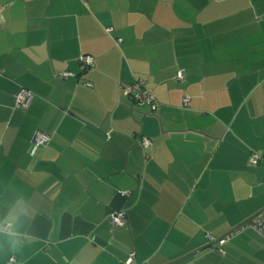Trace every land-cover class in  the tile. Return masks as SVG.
<instances>
[{"label": "crops", "instance_id": "obj_1", "mask_svg": "<svg viewBox=\"0 0 264 264\" xmlns=\"http://www.w3.org/2000/svg\"><path fill=\"white\" fill-rule=\"evenodd\" d=\"M262 211L264 0H0V264H264Z\"/></svg>", "mask_w": 264, "mask_h": 264}, {"label": "built area", "instance_id": "obj_2", "mask_svg": "<svg viewBox=\"0 0 264 264\" xmlns=\"http://www.w3.org/2000/svg\"><path fill=\"white\" fill-rule=\"evenodd\" d=\"M107 32L111 31V28L106 29ZM120 39L116 40V43H120ZM80 63L83 64L84 69H90L93 66V58L89 55H81L79 59ZM70 75V73L65 72L59 75L60 78H65L66 76ZM176 80L180 83L184 81V72L182 70H179L176 74ZM87 85H89L87 83ZM119 88L122 89L125 96L130 98L136 103L139 104H146L149 106L151 112H155L158 107L159 103L156 99V97L144 87V80L138 79L132 84H125V83H119ZM14 107L18 109H26L28 108L30 101L32 99V92L22 87L14 96ZM189 101L188 97H184V106H187ZM109 139L110 137L107 136ZM50 140V137L41 132L37 131L35 135L32 138L31 146H30V152L31 154L35 153V151L40 147H45ZM139 143L143 147H148L152 144L151 140L146 137H141L139 140ZM261 156L257 153H252L249 157V161L251 163H257ZM118 193L123 197H130L131 191L130 190H118ZM126 220V208H123L121 210H118L116 212H113L110 214V221L114 225H122L125 223ZM246 228H251L259 232L260 234L264 235V211H262L257 217L253 218L250 222H247L246 224L241 226V230H244ZM10 230V224H6L3 226V231H9ZM226 238L220 239L218 241L219 245H223L226 242ZM135 258V253L131 252L129 254L128 262H131ZM17 260L15 256H11L6 264H16Z\"/></svg>", "mask_w": 264, "mask_h": 264}, {"label": "water", "instance_id": "obj_3", "mask_svg": "<svg viewBox=\"0 0 264 264\" xmlns=\"http://www.w3.org/2000/svg\"><path fill=\"white\" fill-rule=\"evenodd\" d=\"M259 214H260V213H259ZM259 214H258V215H259ZM252 219H253V218H250L249 220H247L246 222H244V224L247 223V222H250ZM239 227H240V226H238L237 228L233 229L232 231L237 230ZM232 231H230L228 234H230ZM221 239H223V238H221ZM219 240H220V239H219ZM219 240H217V241H219ZM217 241H213L212 243H210V244H208V245H206V246H204V247H202V248H200V249H198V250H196V251H194V252H191L190 254H187L186 256H184V257H182V258H180V259H177V260H175V261H172V262H170V263H168V264H178V263L184 261L185 259H188L189 257H191V256H193V255H195V254H197V253L203 251L204 249L210 247L211 245H213V244H214L215 242H217Z\"/></svg>", "mask_w": 264, "mask_h": 264}, {"label": "trees", "instance_id": "obj_4", "mask_svg": "<svg viewBox=\"0 0 264 264\" xmlns=\"http://www.w3.org/2000/svg\"><path fill=\"white\" fill-rule=\"evenodd\" d=\"M132 194V193H131Z\"/></svg>", "mask_w": 264, "mask_h": 264}]
</instances>
